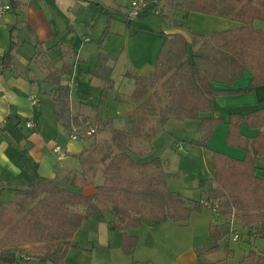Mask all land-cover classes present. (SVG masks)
<instances>
[{"label":"crops","instance_id":"1","mask_svg":"<svg viewBox=\"0 0 264 264\" xmlns=\"http://www.w3.org/2000/svg\"><path fill=\"white\" fill-rule=\"evenodd\" d=\"M116 5L121 7L118 0H13V11L0 16V62L12 45L17 49L12 66L0 69L1 202L12 201L15 189L28 187L35 181H52L61 188L84 195L94 194L97 187L104 183V166L85 165L84 158L93 146L109 145L113 130L129 129L128 118L136 108L130 103L135 81L127 77L126 73H138L144 77L154 75L159 52L165 41V36L159 35L157 31L162 29L168 35L182 34L191 40V31L210 35L242 25L236 20L200 12H191L185 20L184 12L179 11L172 20L164 19L159 24L152 23L148 14H142L139 17L143 19L139 20L141 31L137 33L132 32L130 25L132 23L133 26L138 18H128L124 13L119 15L113 10L114 7L117 9ZM100 7L115 16L110 17ZM173 21L184 27L174 25ZM254 26L264 30V21L255 20ZM106 29L109 33L100 46L99 41ZM67 50L75 51L76 55L64 57L62 54ZM101 53L112 55L108 65L112 68L113 83L108 97L99 104L105 82L97 78L92 70ZM65 62L74 64L72 75L66 74L61 78V84L71 88V114L89 116L97 128V131H88L87 136L69 130L57 118L58 105L54 99L57 84L48 81L47 76L49 68L60 69ZM253 77L247 69L242 78L232 85L214 82L213 87L220 90L246 89ZM151 93L144 100L150 98L156 102L158 97ZM33 95L37 96L36 103ZM96 105L98 108H94ZM263 107L264 85L256 87L253 92L218 96L211 112L200 113L201 118L215 117L222 120L214 125L206 148L184 143L200 137L199 120L171 118L161 124L158 120H151L160 115L159 110L151 111L145 131L153 125L156 135L150 141L136 139L132 156L137 162L159 158L167 173L170 190L191 200L207 198L202 190L210 189L213 185V153L220 152L237 160H244L247 155L240 145L243 143L240 138L236 145L227 144L231 116L236 113L247 115ZM31 120L38 123L36 129L27 127L26 122ZM99 120L105 121L104 124L98 125ZM185 122L187 125L182 127L181 124ZM189 122L192 125L189 126ZM189 130L192 134L187 136ZM240 132L250 143L259 134L258 129L247 125H242ZM140 151L141 156L137 154ZM177 152L184 155L181 157ZM192 155H198V161L191 160ZM149 156L152 157L147 160ZM256 166L257 176L264 177V152L257 156ZM190 171L196 175L184 179ZM173 174H178V177L171 176ZM5 193L10 197L3 198ZM222 214L209 207L200 214H193L187 223L168 220L157 227L152 223H144L140 228L128 232L137 235L140 241L142 237L157 238L160 229L166 231L167 235L168 231L185 229L186 225V230L191 232L188 233L192 240L191 247L185 254L176 256L172 264H201L195 251V246L201 243L196 240L210 243L209 228L212 224H221L217 221ZM112 217L108 212L106 218L94 216L84 221L72 239L75 248L86 241L91 243L93 239L110 245L109 242L114 238L111 234L116 230L108 224ZM232 218L233 229L244 230L236 216ZM93 231L95 235L90 236ZM114 236L120 239L119 232L114 233ZM261 240L259 245H264V240ZM154 243L155 240L153 243L150 240L148 245ZM212 255L208 258H212Z\"/></svg>","mask_w":264,"mask_h":264},{"label":"trees","instance_id":"2","mask_svg":"<svg viewBox=\"0 0 264 264\" xmlns=\"http://www.w3.org/2000/svg\"><path fill=\"white\" fill-rule=\"evenodd\" d=\"M238 2L240 5L237 9L225 11L215 1L185 0L179 9L184 12V19H188L191 12H200L233 19L242 25L210 35L191 31V40L182 34L168 35L163 32L165 41L154 75L144 77L138 73H126L135 81L130 103L136 108L128 118L129 129L113 130L109 145L93 146L84 158L85 165L104 166V183L91 195L61 188L52 181H35L28 187L15 189L14 199L0 205V234L3 233L4 238L0 239V245L4 247L0 252L1 264H27L22 262L16 251L7 247V244L21 237L30 244L49 240L59 244L55 250L38 255L36 264H48V261L65 264L68 252L75 247L72 239L83 222L94 216L106 218L108 212L113 215L108 224L120 232L121 247L126 255L135 252L139 241V237L128 230L140 228L144 223L159 225L168 220L187 223L193 214L209 207L219 210L227 220L223 224L210 226V243L195 246L201 264H227L212 261L208 256L220 251V240L237 231L232 230L233 216L240 221L242 229H254L264 240V177L256 174L257 156L264 152V107L247 115L236 113L231 116L227 144L236 145L240 138L243 141L240 145L247 155L244 160H237L220 152L213 153V185L203 190L207 198L191 200L170 190L167 173L159 158L137 162L132 156L136 139L150 141L156 135L153 125L145 131L151 111L159 110L160 115L151 120H158L161 124L171 118L199 120L200 137L191 140L190 144L206 148L214 125L222 120L201 118L200 113L211 112L218 96L253 92L256 87L264 85V30L254 26L255 20L264 21V0ZM100 9L110 17L115 16L103 7ZM173 24L184 27L176 21ZM108 33L106 29L99 41L100 46ZM16 50L12 45L4 53L0 69L12 66ZM62 55H76V52L67 50ZM110 58L112 55L101 53L92 70L97 78L105 82L99 104L108 97L113 83L112 68L108 65ZM247 69L254 76L248 88L220 90L213 87L214 82L232 85L242 78ZM73 70L74 64L71 62H65L60 69L49 68L47 80L57 84L54 97L58 105L57 118L71 131H95L89 116L71 114V88L61 84V78L66 74L72 75ZM158 87L166 91L169 99V103L163 106L159 98L155 99L156 102L150 98L144 100L150 91L152 96L158 97ZM104 122L99 120L97 123ZM208 125L211 127L208 128ZM242 125L259 130L251 143L242 136ZM137 154L141 156L142 152ZM43 192L49 194L42 201L46 207L45 217L57 226L55 231L49 225H43L33 209H25L27 199L37 200ZM58 195L67 197L70 206H82L83 211L69 215L55 201ZM239 264H264V253L251 248Z\"/></svg>","mask_w":264,"mask_h":264},{"label":"rangeland","instance_id":"3","mask_svg":"<svg viewBox=\"0 0 264 264\" xmlns=\"http://www.w3.org/2000/svg\"><path fill=\"white\" fill-rule=\"evenodd\" d=\"M133 1L135 0H118V4L121 3V7H118V5H116L117 9H114L115 8L114 7L113 10L115 12H118L119 15H122L124 13V15L127 16L128 9ZM146 1L149 3V5L146 13L144 14H148V16L150 17V21L156 24H159L161 22L163 23L164 19L172 20L173 16H175V14L180 11L179 9L185 2V0H146ZM210 1H215L216 3H218V5L225 11L237 9L240 5L238 0H210ZM139 20H143V19H139V18L135 19L133 26L131 23L130 26L132 27L133 30L132 32L136 31L138 33L141 31L142 25L141 23H139ZM117 25L114 27H117ZM161 30L162 29L158 30L157 32L159 33V35H162L164 37L165 34ZM157 92H158V98L160 99L161 103H163V105L169 103V99L167 98L166 91L163 88L158 87ZM181 125L182 127H185L187 125V122ZM190 125H192V122H189V126ZM93 129L97 131L96 127H94ZM86 133L88 132L85 131L81 132V134H85V136H87L88 134ZM183 134L186 135L185 132H183ZM191 134L192 133L189 130L187 136H190ZM190 142L191 141H184L185 144L191 145ZM177 153L181 157L184 155V153H179V152ZM151 157L152 156H149L147 160H150L149 158ZM198 158H199L198 155H192L191 160L196 162L198 161ZM169 169L171 170V168ZM195 175L196 173L193 171L187 172L184 179H189L191 177H194ZM171 176L178 177V174H173ZM203 190H207V189H203ZM203 190L202 193H204ZM48 195H49L48 193L43 192L40 198L37 200L27 199L25 209H33L38 214L37 218L40 219V222L43 225H49L55 231L57 229L56 228L57 226L54 224V222H49L46 219L45 217L46 207L42 205L43 198L47 197ZM58 196L54 198L55 201L61 207L65 208L66 212L69 215H73L75 213H79L83 211L82 206H70L68 205L67 197L64 196L58 197ZM7 197L9 198L10 195L5 193L3 198H7ZM3 203H8V202L0 201V205H2ZM200 213H196V214H200ZM222 215L223 216H219V220L217 221L218 223L221 224L225 223L227 220V217L224 216V214ZM236 220H238L237 217ZM153 226L157 227V225L155 224H153ZM186 227L187 226L185 225L184 227L185 229H178L177 231L174 230L168 231L169 234L167 235L165 233L166 231L160 229L157 238L155 237L151 238L149 236L140 238V241H138V246L132 255L124 254L121 248V242H120L121 236L120 239L114 236V233H117L119 231L114 230L115 232L111 234L114 238L112 241L109 242L110 245L102 241H101L102 243H98L96 239H93L91 243L89 241L88 242L86 241L83 245L76 248L74 247V249H72L71 252L67 254L66 256L67 259L65 258V264H172L176 256L182 253L185 254L191 247L192 240L190 235L188 234L191 232L189 230L187 231ZM188 228H190V224L188 225ZM232 230L236 231L233 229V225H232ZM209 233H210V228H209ZM237 234H240V236L237 240H234V236ZM92 235H95L94 231L92 234H90V236ZM0 239L1 240L4 239L3 233L0 234ZM21 239L17 240L16 242H11L7 244V247L11 248L13 251H16L21 256L22 262L27 264H36L38 255L45 254L49 250L51 251L55 250L59 246V244L53 240L30 244V243H25L26 240L24 237H21ZM261 239L262 237L260 233L254 229L237 230L235 233L233 232L230 236L220 240L219 242L220 251L213 254L212 255L213 257L210 259L216 262L224 261L227 264H239L242 256L244 254H247L251 248L257 250L258 253H264V245L263 244L259 245V242L262 241ZM150 240L151 243H153V241L155 240V243L152 246L148 245ZM210 240H212L211 235H210ZM196 242L197 243L200 242L201 243L200 245H202V243L205 244L208 241H202V239H200V240H196ZM257 243L259 246L257 245ZM3 250L4 247L0 245V252ZM230 251H233L232 254L230 253Z\"/></svg>","mask_w":264,"mask_h":264},{"label":"built area","instance_id":"4","mask_svg":"<svg viewBox=\"0 0 264 264\" xmlns=\"http://www.w3.org/2000/svg\"><path fill=\"white\" fill-rule=\"evenodd\" d=\"M149 3L146 0H135L131 3L129 9H128V18H138L140 15L146 13L148 9ZM14 9L13 6V0H0V16L5 15L7 13H11ZM34 102L36 103V95L32 96ZM26 125L28 128L36 129L38 127V123L34 120L27 121ZM94 131V130H93ZM74 138H76L74 136ZM239 238L238 235L234 236V240H237Z\"/></svg>","mask_w":264,"mask_h":264},{"label":"water","instance_id":"5","mask_svg":"<svg viewBox=\"0 0 264 264\" xmlns=\"http://www.w3.org/2000/svg\"><path fill=\"white\" fill-rule=\"evenodd\" d=\"M48 264H54L53 262H51V261H48Z\"/></svg>","mask_w":264,"mask_h":264}]
</instances>
